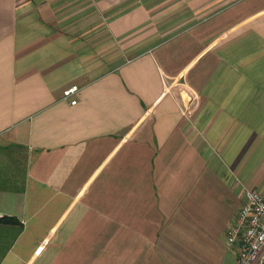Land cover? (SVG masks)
I'll return each mask as SVG.
<instances>
[{"label": "crops", "instance_id": "obj_1", "mask_svg": "<svg viewBox=\"0 0 264 264\" xmlns=\"http://www.w3.org/2000/svg\"><path fill=\"white\" fill-rule=\"evenodd\" d=\"M0 147V264H236L264 0H0Z\"/></svg>", "mask_w": 264, "mask_h": 264}, {"label": "built area", "instance_id": "obj_2", "mask_svg": "<svg viewBox=\"0 0 264 264\" xmlns=\"http://www.w3.org/2000/svg\"><path fill=\"white\" fill-rule=\"evenodd\" d=\"M78 91L77 85L71 86L62 93L63 98L71 99ZM71 104L76 100L71 99ZM243 196L239 212L225 232V247L236 251V264H264V196L256 190Z\"/></svg>", "mask_w": 264, "mask_h": 264}, {"label": "rangeland", "instance_id": "obj_3", "mask_svg": "<svg viewBox=\"0 0 264 264\" xmlns=\"http://www.w3.org/2000/svg\"><path fill=\"white\" fill-rule=\"evenodd\" d=\"M25 160L28 163L29 154L26 151L0 147V169L10 172L13 176L22 178ZM221 241L225 247V231L221 236Z\"/></svg>", "mask_w": 264, "mask_h": 264}, {"label": "trees", "instance_id": "obj_4", "mask_svg": "<svg viewBox=\"0 0 264 264\" xmlns=\"http://www.w3.org/2000/svg\"><path fill=\"white\" fill-rule=\"evenodd\" d=\"M17 220L15 218L2 217L0 218V225H15Z\"/></svg>", "mask_w": 264, "mask_h": 264}]
</instances>
